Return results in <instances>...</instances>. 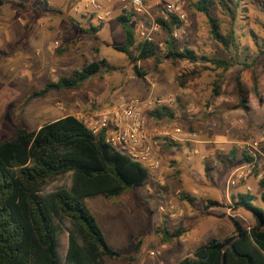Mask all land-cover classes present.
Here are the masks:
<instances>
[{
	"label": "rangeland",
	"instance_id": "1",
	"mask_svg": "<svg viewBox=\"0 0 264 264\" xmlns=\"http://www.w3.org/2000/svg\"><path fill=\"white\" fill-rule=\"evenodd\" d=\"M0 1H3L0 5V143L14 138L22 127L35 131L64 116L93 114L130 99L146 101L165 97V89L180 90L176 80L171 86L166 84L167 73L160 72L154 58L141 62L147 76L139 78L128 57L115 51L119 58L104 59L106 66L81 88L53 91L27 102L30 95L41 90L45 83L69 76L91 60L102 61L98 56V46L91 48L87 56L79 58L74 55L78 52L70 55L72 46L61 43L59 37L56 38L59 42L45 47L46 51L44 49L41 57H37L39 45L32 44L30 39L34 26L40 23L72 26L73 21L75 25L87 28L91 16L84 14L83 0ZM166 1L155 0L147 4L143 13L135 14L130 28L137 41L144 40L141 32L156 22ZM185 1L186 24L176 38L177 49L181 51L189 47L198 54L228 61L236 58L234 67L223 72L206 65L209 70L184 88L192 89L191 104L176 100L172 109L176 117L172 121L157 122L149 117L156 108L144 109L147 121L158 132L157 139L161 142V168L150 184L130 190L119 198L99 196L86 200L110 246L122 253L121 258L109 260V264H180L213 238L233 236L235 230L230 218L239 220L250 229L255 225L253 214L237 203L241 194L249 193L260 198L261 189L255 175L264 174V157L260 158L255 174L241 180L234 190V200L229 201L226 185L232 173L242 166L244 151L240 149L230 161L220 149L213 152L205 150L206 153L202 150L195 154L191 146L177 138L184 140L189 134L193 135L197 127L193 122L198 120L202 122L197 127L201 134L206 130L215 139L214 134L230 129V134H236L242 146L258 140L255 133H264V60L258 58L260 51L264 50V0H241L234 25L238 49L232 54L213 39L207 18L194 7L198 0ZM112 12V20L105 26L103 37L112 45L121 46L125 44V32L116 18L123 14V9ZM211 13L221 21V28L227 33L231 28V18L222 11L218 2ZM152 39L160 56H164V49L160 48L154 35ZM175 64L171 67L176 68ZM162 65L165 67L167 64ZM176 66L180 69L179 74L195 68L188 62H177ZM238 74L242 75L250 91L253 89V76L258 78L260 96L251 94L246 111L237 109L238 102L233 95ZM219 76L223 79L220 83L222 94L216 97L214 82ZM152 88L156 90L154 94ZM79 98L85 99L87 105L78 106L76 100ZM178 128L182 134L175 133ZM208 162L213 165L209 166ZM186 172L189 175L183 176ZM201 180L204 187L200 186ZM163 227L171 232L182 229L184 235L172 243H164L158 234ZM138 242L142 244L135 252ZM151 252L157 255L151 256ZM132 257L135 259L131 260Z\"/></svg>",
	"mask_w": 264,
	"mask_h": 264
},
{
	"label": "trees",
	"instance_id": "2",
	"mask_svg": "<svg viewBox=\"0 0 264 264\" xmlns=\"http://www.w3.org/2000/svg\"><path fill=\"white\" fill-rule=\"evenodd\" d=\"M217 2L231 18L227 33L222 30L221 21L211 13ZM194 7L207 18L213 39L228 53L236 51L234 25L241 0H198ZM135 14L131 10L116 18L125 32V44L113 49L128 57L139 78L146 76L140 63L153 58L157 68L168 60H173V64L182 61L195 66L177 77V83L183 89L209 70L206 65L223 72L234 67L236 58L232 61L210 58L189 47L178 50L175 33L184 26V21L175 14L167 17L161 14L156 19L158 27L167 35L161 57L154 41L136 40L130 28ZM71 23L75 25L73 21ZM80 30L93 35L100 43L96 35L98 28L92 26L89 30ZM258 58L264 60V50ZM106 63L105 60L89 61L69 76L45 83L27 102L52 91L77 90L98 75ZM222 80L219 76L214 82L216 97L222 94ZM252 82L250 91L242 75H237L233 92L237 109L247 110L252 93L260 96L255 75ZM149 117L157 122L172 120L175 112L160 107L151 111ZM106 137V131L96 135L76 116L68 115L35 131L19 128L14 138L0 143V264H109V260L122 257V253L108 243L86 200L99 196L119 198L130 190L147 186L155 176L141 163L115 149ZM243 157L246 162L252 160L246 151ZM259 186L260 198L241 194L237 203L253 214V229L230 218L235 230L233 236L212 239L180 264H264V174ZM158 234L164 243H172L179 240L184 231L171 232L163 227ZM141 244H136L135 252Z\"/></svg>",
	"mask_w": 264,
	"mask_h": 264
},
{
	"label": "built area",
	"instance_id": "3",
	"mask_svg": "<svg viewBox=\"0 0 264 264\" xmlns=\"http://www.w3.org/2000/svg\"><path fill=\"white\" fill-rule=\"evenodd\" d=\"M46 1V0H43ZM101 3L98 0L87 1L84 5V14L90 16L98 23L103 24L113 17L112 4L116 3L123 9V14L127 11L143 13L147 4L155 0H105ZM185 0H168L163 5L162 15H178L184 22ZM79 12V10H76ZM125 11V12H124ZM158 25L155 23L149 29L141 32L145 40H151L153 32H157ZM175 102L173 95H168L154 100L146 101L140 99H130L113 107L93 114H80L77 116L94 134L98 135L106 131V141L115 149L129 156L133 160L141 163L152 174L158 173L161 168L159 150L160 140L157 139L158 132L151 128L150 123L144 115V109H157L167 107ZM242 123V122H241ZM177 133L181 130L177 129ZM241 150L246 151L252 157L250 162H246L237 168L232 176L231 183L235 180H247L255 174L259 160L264 157V133L254 143H244ZM212 155V154H211ZM203 159H207L204 157ZM263 174H256L255 178L260 181ZM249 230H251L249 228ZM159 254V253H158ZM157 253L151 252V256Z\"/></svg>",
	"mask_w": 264,
	"mask_h": 264
},
{
	"label": "crops",
	"instance_id": "4",
	"mask_svg": "<svg viewBox=\"0 0 264 264\" xmlns=\"http://www.w3.org/2000/svg\"><path fill=\"white\" fill-rule=\"evenodd\" d=\"M87 1H90V0H83L81 2V4L86 3ZM98 1L101 3L106 2L105 0H98ZM111 8H112V10L116 11V13H117L120 9V6L116 3H114V4H112ZM111 20L112 19L108 20L107 22H105L103 24H98L92 17H90V21L87 23L89 26L87 28H83L82 26H77V25H72V26L62 25V27H61V26H55L54 24L40 23V24H37L36 26H34L30 39L32 40V44L34 43L36 45H39V49H37L38 50L37 51V57H41V55L44 52L45 47L53 46L56 42H59L56 40V38L59 37V39L61 40L60 41L61 43L70 44L72 46L73 50H72V53L70 55L74 54L75 52H78L79 54H74V55H78L79 58H83L85 55L87 56L89 54L91 48L93 49V48L98 46L99 47L98 56L102 60L105 59V60L110 61L112 59L119 58V55L115 54V50L113 49L114 45H112L106 38L103 37L104 28L107 25V23ZM185 24H186V22L184 23V25ZM92 26L98 28V32L96 33V35L98 36L100 43L96 42L93 35L83 33L80 30L81 28L89 30ZM149 26H150V24H148V27ZM182 29L184 30V27L176 31L175 37L177 39H178V35H181L180 30H182ZM152 35H154L156 42L157 41L159 42L160 48L164 49V43L167 39L166 33L158 27L157 32H153ZM53 37L55 40L53 39ZM45 51H46V49H45ZM78 57H76L75 59H77ZM71 62L72 61H70L69 64H71ZM95 62H97V61H95ZM165 62L167 65L165 67H163L162 64ZM165 62L160 64L158 66V69L160 70V72L165 71L167 73V75L165 77L166 84L168 86H171V85H173V81H175V80L177 81V77L181 74V73L179 74L180 69H178V66H176L177 62H181V63H183V62L182 61H176V64H175L176 68L171 67V65H174L173 60H168ZM169 62H170V64H169ZM146 76H145V78H146ZM177 85H178V83H177ZM171 89L172 90H169V89L166 90L165 89V96L173 95L175 97V102L173 104L167 106L168 108L174 109L173 105H176V100L178 101L179 99H181L182 101H185V103L188 105L191 104L190 100H191V90L192 89H183V88H180V90H177L175 88H171ZM155 91L156 90L152 88L153 94L155 93ZM76 103L78 106H84L85 104L87 105L88 102H86L85 99L79 98L76 100ZM188 112H190V109L188 110ZM64 117H66V116H64ZM175 117H176V115H175ZM237 117H239V115ZM59 119H61V118H59ZM56 120H58V119H56ZM56 120H54V121H56ZM54 121H52V122H54ZM167 121H172V120L164 119L160 122H167ZM198 124H202V122L200 120L193 122V125L195 127L196 126L198 127ZM197 127L195 128L196 132L193 133V135L189 134L185 139L183 138L184 140L177 138L178 141H184L189 146H191V148L194 150L195 154H198L199 152H203L202 150H204V153H206L209 151L213 152V151H217L216 149H220V150L224 151L223 155H225L226 157H229V160L231 161L232 158H234L233 154H237L238 151H240L242 142L238 141L236 139V137H235L236 134H234V133L230 134V132H231L230 129L225 131V133H222V134H220V133L214 134L215 139H213L214 137H211L210 134L206 132V130H205V134H203V133L201 134ZM178 129L181 130L180 128H178ZM175 133L177 134L176 131H175ZM180 134H182V130H181ZM257 135L259 137H257ZM254 136H256V138H260L261 135L259 133H257V134L255 133ZM200 137H202V138H200ZM209 137H211V138H209ZM205 150H206V152H205ZM211 154L214 155L213 153H211ZM243 160H244V157H243ZM245 163H246V161H243V164H245ZM208 165L212 166L213 164L211 162H208ZM214 165H217V163L215 162ZM233 173L230 176V178L227 182V185H226V189H225V193H227V195L229 194V197H228L229 201L234 200V197H235L233 194L235 192L234 190L236 189V187L241 182L240 180H235L234 184L231 183ZM225 174H227V173H225ZM188 175H189L188 172L183 174V176H188ZM200 186H203V187L205 186L203 180L200 181ZM213 239H218V238H213ZM206 244H204V245H206ZM204 245H201L198 248H200ZM197 249H195V251Z\"/></svg>",
	"mask_w": 264,
	"mask_h": 264
}]
</instances>
